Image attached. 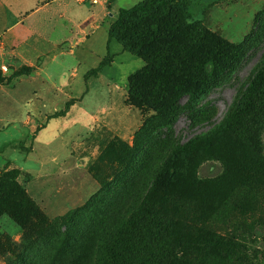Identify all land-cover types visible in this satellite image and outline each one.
<instances>
[{"label": "rangeland", "instance_id": "rangeland-1", "mask_svg": "<svg viewBox=\"0 0 264 264\" xmlns=\"http://www.w3.org/2000/svg\"><path fill=\"white\" fill-rule=\"evenodd\" d=\"M141 1L125 0L114 17L106 16L103 28L121 8ZM263 11L264 0H225L209 18L242 44ZM84 28L91 38L83 45L70 40L77 28L61 29V43L66 37L70 42L32 62L0 53V132H15L4 143L6 136L0 137V264H76L71 255L82 246L80 240L63 241L68 233L86 234L96 252L106 233L98 223L128 219L149 189L160 188L158 172L172 144L205 132L188 146L169 184V199L217 218L236 233L250 260L264 264V133L255 144L228 131L215 133L264 61V43L200 105L208 109V121L190 128L182 117L177 138L157 140L150 134L159 124L155 113L128 102L129 78L143 60L115 43L112 65L86 80L107 55L108 34ZM72 50L75 55L66 56ZM61 52L64 58L55 59ZM27 68L34 71L23 74ZM73 99L78 101L67 116L52 118ZM15 169L20 176L7 175ZM14 182L25 198L12 193Z\"/></svg>", "mask_w": 264, "mask_h": 264}, {"label": "trees", "instance_id": "trees-1", "mask_svg": "<svg viewBox=\"0 0 264 264\" xmlns=\"http://www.w3.org/2000/svg\"><path fill=\"white\" fill-rule=\"evenodd\" d=\"M221 2L223 0H145L130 9H120L108 31V53L97 68L86 74V80L98 77L112 65L114 56L110 45L116 42L123 52L145 62V66L129 78L128 102L135 108L155 113L154 120L159 124L150 132L153 137L157 140L176 137L174 129L182 117H186L190 128L203 125L209 120L208 109L200 105L264 43V11L257 15L253 32L242 44L231 43L211 31L204 24L206 13ZM33 71L27 68L23 74ZM77 101H69L52 118L67 116ZM148 124L146 122L144 127ZM216 128V134L228 131L254 144L262 139L264 61L258 64L225 124ZM205 134L208 132L195 135L184 144L180 141L172 144L158 172L160 188L149 189L128 219L120 223L112 220L98 223L100 232L106 230V233L100 235L96 252L91 251L93 239L86 234L63 235L67 243L80 240L81 250L71 255L74 262L257 264L250 260L251 255L243 249L236 233L225 228L217 218L196 211V207L185 200L169 199V184L179 175L188 146L203 140ZM20 174L18 169L7 172L16 177ZM14 184L17 191L12 189V193L25 198L24 190ZM154 194L161 198L154 201Z\"/></svg>", "mask_w": 264, "mask_h": 264}, {"label": "crops", "instance_id": "crops-1", "mask_svg": "<svg viewBox=\"0 0 264 264\" xmlns=\"http://www.w3.org/2000/svg\"><path fill=\"white\" fill-rule=\"evenodd\" d=\"M143 1L145 0L141 2ZM124 2L125 0H102L97 5L84 6L77 0H0V53L12 54L24 61L32 62L34 59L48 54L53 49L57 50V47L62 43L70 42L67 40L68 37H66L61 43V29L66 28H70V32L72 29L76 30L77 28L76 35L70 37V40H75L76 42L74 43L76 45H83L91 38V35L84 27L87 26L96 30L104 29L103 22L106 16L112 14L111 16L114 17L113 11L122 6ZM224 2L225 0L222 3ZM220 4L214 6L206 13L204 24L229 42L240 44L241 42L234 41L225 32L216 29L210 20V15L219 9ZM132 7L121 9H130ZM110 24L104 29L107 34ZM115 43L112 42L110 47L112 48ZM110 53H113L111 49ZM65 54V52H61L55 56V59L64 58L62 55ZM71 54L75 55L73 50L66 56H72ZM14 134V130L0 132V137L1 135L6 136L2 143L9 140Z\"/></svg>", "mask_w": 264, "mask_h": 264}, {"label": "built area", "instance_id": "built-area-1", "mask_svg": "<svg viewBox=\"0 0 264 264\" xmlns=\"http://www.w3.org/2000/svg\"><path fill=\"white\" fill-rule=\"evenodd\" d=\"M102 0H77V2L81 3L82 5H97L100 3Z\"/></svg>", "mask_w": 264, "mask_h": 264}]
</instances>
